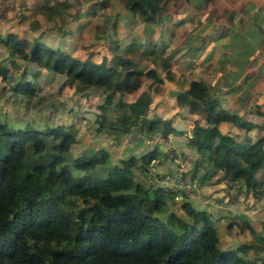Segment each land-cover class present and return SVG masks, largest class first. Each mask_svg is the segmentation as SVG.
I'll list each match as a JSON object with an SVG mask.
<instances>
[{"label":"trees","instance_id":"1","mask_svg":"<svg viewBox=\"0 0 264 264\" xmlns=\"http://www.w3.org/2000/svg\"><path fill=\"white\" fill-rule=\"evenodd\" d=\"M122 1L127 11L125 17L131 21L140 17L145 23L144 31L152 27L160 28V33L166 30L165 20L171 17V13L161 7L166 0ZM185 1L200 6L210 0ZM67 6L66 0L44 3L41 11L56 16ZM87 13L77 11L81 16ZM116 18L121 17L114 16L108 29L113 31ZM252 31L251 36H254L255 29ZM107 35L110 56L104 55L100 61L89 57L80 59L40 37L29 40L9 33L0 36V42L10 54H19L25 59L28 66L64 73L66 81L75 83L81 92L96 91L103 97L101 107L118 93L115 104L120 113L110 121L104 116L103 125L125 132L133 126L159 127V117H147L152 101L149 91H141L132 100L123 96L139 89L145 78H150L152 83L161 82L160 73L152 67H138L133 56L139 49L138 44L129 42L122 47L117 39ZM238 35L234 34L229 43L223 45L235 52L227 62L235 64L236 68L223 76L231 83L254 64L249 58L254 43L245 39L238 43L235 39ZM184 44H188L192 54L197 49L191 41ZM238 46L241 48L235 49ZM149 51L153 55L158 53L155 43ZM156 55L161 58L165 72L170 73L171 55ZM5 70L2 66L4 75ZM36 73L34 69L33 76ZM263 73L264 68H261L257 78ZM215 88L202 78H194L179 89L177 102L204 119V123L198 118L193 120L187 141L204 159L203 177L222 171L224 178L243 181L246 190L258 196L264 190V183L256 176V172L264 168V135L255 140L244 135L240 140L223 132L221 122H232L247 133L258 125L239 115L236 108L224 107L220 96L210 91ZM11 89L26 96L35 92L34 84L22 78ZM255 107L258 113L264 114L259 106ZM170 132L185 133L172 125L170 119L164 120L163 136ZM74 141V132L62 126L11 127L0 121V264H264L262 259L240 254L245 253L249 245L234 250L220 249L210 214L186 200L181 207L188 219L173 211L160 215L172 195L170 190L161 183L151 186L134 178V168L146 171L153 159H160L157 147L99 170L108 161V151L90 148L73 156L70 148ZM247 226L259 242L256 244L263 248L264 238L251 225Z\"/></svg>","mask_w":264,"mask_h":264},{"label":"rangeland","instance_id":"2","mask_svg":"<svg viewBox=\"0 0 264 264\" xmlns=\"http://www.w3.org/2000/svg\"><path fill=\"white\" fill-rule=\"evenodd\" d=\"M55 1L64 0H0V36L16 33L29 40L40 37L75 57H89L94 61H100L104 55L110 56L107 33L117 39L122 47L129 42L138 44L139 49L133 55L138 67L155 68L162 81L152 83L150 78H145L139 89L123 97L132 100L141 91H149L152 101L147 117H159V127L148 129L133 126L125 132L103 125L101 120L104 116L110 121L120 113L115 104L118 93L110 103L101 107L103 97L96 91L81 92L75 83L66 81L64 73L39 66L36 68L32 64L28 66L25 59L19 54H10L1 42L0 121L11 127L30 124L44 129L58 125L73 131L75 141L70 148L71 155L77 156L90 148L108 151V161L99 170L109 168L130 155L138 157L157 147L160 159H153L146 171L134 168V178L151 186L161 183L170 190L172 195L168 197L160 215L165 216L173 211L188 219L181 207V203L186 200L193 207L204 209L210 214L217 230L220 249L234 250L241 245H249L248 250L240 254L246 258L264 260V247L260 248L256 244L259 242L247 226L251 225L264 238V190L257 196L252 190H246L243 181L224 178L222 171L214 176H202L206 164L187 141V136L191 133L193 120L198 118L200 123H204V119L176 99L179 89L187 80L202 78L216 86L210 91L220 96L224 107L236 108L239 115L258 125L247 133V130L232 122H222V131L240 140L244 139V135L254 140L264 135V114L258 113L255 107L264 110V73L257 78L261 68H264V26L256 25L258 35L254 31V36H251L250 19L251 12H256L255 9L264 0H210L200 6L185 0H166L161 3V7L170 12L171 17L165 20L167 28L161 33L160 28L156 27L144 31L145 23L140 17L133 21L125 17L127 11L122 0H66L68 6L56 16L41 11V5ZM100 1L103 3L100 4ZM78 9L88 13L78 15ZM114 16L121 18L114 19L112 31L107 26ZM220 31L221 34H218ZM236 33H239L235 37L238 43L244 39L254 43V46L261 43L256 54L262 53V62L259 65L254 62L231 83L227 80L229 78L223 76L236 68L235 64L227 62V59L235 56V52L223 45L229 43ZM188 41L197 46L193 54L188 44H184ZM211 42V48H208ZM154 43L158 53L153 55L149 49ZM238 48L241 47L235 49ZM255 49L251 48L249 55ZM156 54H162L163 57L171 55L170 73L165 72L160 64L161 58ZM207 55L208 58L204 59ZM2 66L6 68L5 75L1 72ZM34 69H37L36 76L32 74ZM20 78L34 84V94L26 96L11 89ZM167 119L185 133L170 132L163 136L162 125ZM256 176L264 183V168L258 170Z\"/></svg>","mask_w":264,"mask_h":264},{"label":"crops","instance_id":"3","mask_svg":"<svg viewBox=\"0 0 264 264\" xmlns=\"http://www.w3.org/2000/svg\"><path fill=\"white\" fill-rule=\"evenodd\" d=\"M256 10V12H253V14H252V12H251V16H252V18L250 17V19H251V21H252V26L254 27V28H252V26H251V30H254L255 29V26L256 25H262V27L264 26V1H261V4H260V7L259 8H256L255 9ZM258 16H260V17H258ZM263 21V22H262ZM262 22V23H261ZM255 31L257 32V31H259V29H255ZM257 35H258V32H257ZM261 35V34H260ZM262 44H264V43H262ZM261 46V43L259 44V46H258V43H256L255 44V51L250 55L251 56V61H254V62H256V63H258V64H256V65H259V64H261V62H262V58H260L261 57V52L260 53H257L256 54V52H257V50L259 49V47ZM245 70H247V69H245ZM222 123V122H221ZM220 123V124H221ZM191 126H192V124H191ZM221 129V128H220ZM224 132V131H223Z\"/></svg>","mask_w":264,"mask_h":264}]
</instances>
